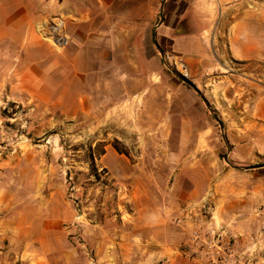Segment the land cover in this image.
<instances>
[{
  "label": "crops",
  "instance_id": "1",
  "mask_svg": "<svg viewBox=\"0 0 264 264\" xmlns=\"http://www.w3.org/2000/svg\"><path fill=\"white\" fill-rule=\"evenodd\" d=\"M230 2L236 3L0 0V180L13 169L28 174L12 198L0 197L1 264L19 259L21 264H53V255L70 264L86 245L102 251L125 248L130 237L123 234L117 240L111 233L105 243L94 233L91 239L98 225L87 224L77 203L62 198L61 184H51L52 175L45 199L36 198L38 180L30 178L41 168L28 144L35 134L17 135L7 124L17 118L2 115L5 106L18 103L74 120V126L99 122L105 115L108 130L147 126L144 140L155 147V169H140L132 176L129 184H138L134 200H103L100 214L93 216L104 215L107 222L129 216L134 237L144 239V264H204L181 249L183 243L190 246L192 232L181 231L175 221L209 193L220 194V183L229 178L211 171L207 163L217 147L214 125L229 126L228 139L239 137L245 142L234 145L255 153L264 135V86L257 82L258 76L264 79V51L241 23L257 14L242 15L240 6ZM53 20L62 22L57 34L61 44L50 41ZM173 60L183 63L194 89L180 83L165 64ZM211 109L220 114L210 116ZM26 125L34 122L27 120ZM99 162L117 174L114 185L122 193L129 177L125 155L111 148ZM47 167L49 174L61 169L53 163ZM217 200L216 225L232 233L256 226L252 200L227 195Z\"/></svg>",
  "mask_w": 264,
  "mask_h": 264
},
{
  "label": "rangeland",
  "instance_id": "2",
  "mask_svg": "<svg viewBox=\"0 0 264 264\" xmlns=\"http://www.w3.org/2000/svg\"><path fill=\"white\" fill-rule=\"evenodd\" d=\"M230 3L240 6L242 15H245V12L257 14H250L241 23L246 27V32L257 39L258 49L264 51V2H258L253 5H248L244 2ZM231 21L233 22L235 19L233 18ZM57 22L59 20L51 22V42L57 41V34H61L60 31L56 32L53 30V25ZM57 43L61 44V42ZM165 64L179 76L177 79L180 83L182 82L181 79L188 81L186 69L182 62L173 60L165 61ZM163 70H166L165 65ZM257 82L260 87L264 86V79L260 76H258ZM182 84L185 86V83ZM179 96L187 98L186 95L180 92ZM27 109L21 103L9 104L2 110V115L4 117L17 118V121L9 120L7 123L8 127H13L17 135L29 132L30 137L32 131L35 134L33 140L28 142V144L34 150L35 164L41 168L38 173L34 174L33 178H30L33 181L38 180L35 185L36 198L39 200L45 199L46 191L48 190L47 186L50 182L49 179L52 175L51 184L55 186L61 184V189H63L62 198L64 200H72L74 204L77 203L75 205L80 208V215L84 214L83 218L87 224L98 225L96 231L90 232L91 239L95 236L94 233H98L105 243L112 238L111 233H115L113 237L117 240L123 234H125V237L126 235L131 237V240L130 237L125 239V248L110 246L107 250L104 249L102 251L95 249L93 245H86L82 250L78 251L77 256L69 261L70 264H144L143 261L146 257L145 248L142 245L144 244L142 241L144 239L134 237L132 229L128 226L129 216L125 218L118 216L113 221L107 222L104 215H101L102 217L98 219L93 214H100L101 211L99 210L103 200H134V195L138 191V184H129L132 181V176L140 174V169H155L153 166L155 147L144 140L145 134L149 131L147 126L142 129L138 126L130 128L129 125H121L115 128L111 126L110 130H108L107 115L101 118L99 122L89 121L86 124L74 126V120H67L53 113L48 115L46 111L44 114L43 110ZM218 110L211 109L212 113L210 112L211 114L209 115L217 117L220 114ZM195 115L202 116L198 110H195ZM205 116H208L207 111ZM27 120L33 121L34 125L28 128L26 125ZM12 122L13 125L9 126ZM228 127L222 123L214 125L217 147L211 152L207 163L211 171L216 170L220 176L223 173L224 176L230 174L229 178H225L220 183V194L209 193L204 200L189 206L182 216L175 221V224L179 226L181 231L191 229L192 232V229L196 224H199L200 220L207 219L210 215L215 219L216 206L214 202L218 201L217 197L220 198V196L227 195L234 200H252L253 203L249 206L251 208L250 212L257 218L256 226L250 231H245L244 233L233 232L238 236L237 238L243 240V244L250 236L261 235L260 238L264 240V135L260 136L259 151L255 153L239 145H234L237 140L240 144L245 141L240 140L239 137H237V140L230 141L226 131ZM230 127L240 128V126ZM123 135L127 139H122ZM114 136L119 137L121 140L117 141ZM111 148L118 153L124 154L127 160L125 169L129 177L125 180L128 181L129 185L127 184L125 190L122 191L125 196H122L118 186L114 185V178L118 177L117 174H110L106 168H101L105 158H103L102 163L99 162V158ZM49 163H53L54 166H60L61 169L58 172L49 174L47 167ZM14 170L7 173L0 180L4 182H0L1 199L12 198L11 194L18 189L17 183L20 180H27L26 175L28 174H17ZM4 192L6 197L3 194ZM90 202L91 204L89 205ZM84 242L87 243V240H84ZM190 246L183 243L181 249L188 255L190 252V255L194 257L191 254L193 251L192 243ZM52 260L53 264L61 263L56 255H53ZM162 262L170 264L166 260H160L154 264ZM21 263L20 259L16 262V264Z\"/></svg>",
  "mask_w": 264,
  "mask_h": 264
},
{
  "label": "built area",
  "instance_id": "3",
  "mask_svg": "<svg viewBox=\"0 0 264 264\" xmlns=\"http://www.w3.org/2000/svg\"><path fill=\"white\" fill-rule=\"evenodd\" d=\"M218 1V0H216ZM253 5L264 0H232ZM62 22L53 25L54 31H59ZM61 42V38L56 39ZM2 152L0 151V157ZM203 206V205H202ZM202 224V225H201ZM225 228L214 223L212 215L202 219L195 225L191 233L192 253L194 257L204 264H264V240L260 236H250L243 244V240ZM1 255V249H0ZM1 264V261H0ZM159 264H168L162 262Z\"/></svg>",
  "mask_w": 264,
  "mask_h": 264
},
{
  "label": "trees",
  "instance_id": "4",
  "mask_svg": "<svg viewBox=\"0 0 264 264\" xmlns=\"http://www.w3.org/2000/svg\"><path fill=\"white\" fill-rule=\"evenodd\" d=\"M185 86L190 89H194L193 85L189 82L185 83Z\"/></svg>",
  "mask_w": 264,
  "mask_h": 264
},
{
  "label": "water",
  "instance_id": "5",
  "mask_svg": "<svg viewBox=\"0 0 264 264\" xmlns=\"http://www.w3.org/2000/svg\"><path fill=\"white\" fill-rule=\"evenodd\" d=\"M181 80L184 81V82H187L186 79H181Z\"/></svg>",
  "mask_w": 264,
  "mask_h": 264
}]
</instances>
